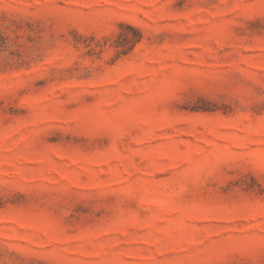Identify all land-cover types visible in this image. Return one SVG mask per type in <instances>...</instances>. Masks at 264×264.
<instances>
[{"label": "rangeland", "instance_id": "1", "mask_svg": "<svg viewBox=\"0 0 264 264\" xmlns=\"http://www.w3.org/2000/svg\"><path fill=\"white\" fill-rule=\"evenodd\" d=\"M0 264H264V0H0Z\"/></svg>", "mask_w": 264, "mask_h": 264}]
</instances>
